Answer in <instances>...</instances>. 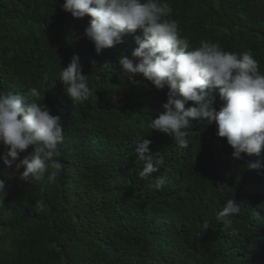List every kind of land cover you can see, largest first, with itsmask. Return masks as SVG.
<instances>
[{
  "label": "trees",
  "instance_id": "16d2710c",
  "mask_svg": "<svg viewBox=\"0 0 264 264\" xmlns=\"http://www.w3.org/2000/svg\"><path fill=\"white\" fill-rule=\"evenodd\" d=\"M161 2L190 50L209 41L250 51L264 74V0ZM63 3L0 0V90L37 88L64 127V169L54 183L47 174L27 182L23 168L0 160V264H264V167L247 166L258 158L234 159L215 122L191 121L186 148L152 130L169 88L141 74L129 79L119 67L121 57L133 59L139 31L97 55L84 35L90 17H72ZM74 55L93 93L82 104H72L58 81ZM207 91L219 110V90ZM143 139L164 157L153 173L165 178L162 190L138 176ZM216 183L229 188L218 191ZM228 199L240 211L226 227L216 216Z\"/></svg>",
  "mask_w": 264,
  "mask_h": 264
},
{
  "label": "clouds",
  "instance_id": "9594fccd",
  "mask_svg": "<svg viewBox=\"0 0 264 264\" xmlns=\"http://www.w3.org/2000/svg\"><path fill=\"white\" fill-rule=\"evenodd\" d=\"M62 7L74 18L90 17L84 35L97 55L122 43L125 35L139 31L134 37L137 47L131 52L133 59L121 57L119 67L129 79L141 74L157 89L169 88L164 111L150 122L152 130L186 148L191 121L215 122L216 135L226 138L234 159H242V153L256 156L248 168L264 167L260 159L264 151V74L250 51H225L219 42L209 41H201L190 50V41L169 18L172 9L161 0H64ZM58 81L72 104H82L93 94L78 55L61 67ZM208 89L219 90L223 102L219 110ZM40 95L35 87L24 94L0 90V145L4 149L0 160L5 166L15 163L17 170L23 168L21 179L27 182H41L47 174V181L54 183L64 169L58 159L64 127L60 117L39 102ZM150 144L143 139L136 146L135 154L144 165L138 176L151 178L152 187L162 190L165 178L153 173L159 171L164 157L153 155ZM216 187L221 192L229 188L226 183H216ZM5 188L4 179H0V192ZM239 211L237 200L228 199L216 219L227 227Z\"/></svg>",
  "mask_w": 264,
  "mask_h": 264
}]
</instances>
